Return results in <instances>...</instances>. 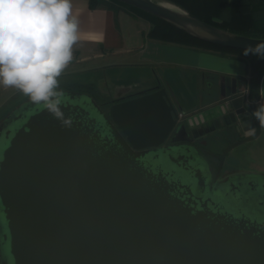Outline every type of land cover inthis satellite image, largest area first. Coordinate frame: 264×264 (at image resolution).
I'll return each mask as SVG.
<instances>
[{"label": "water", "instance_id": "obj_1", "mask_svg": "<svg viewBox=\"0 0 264 264\" xmlns=\"http://www.w3.org/2000/svg\"><path fill=\"white\" fill-rule=\"evenodd\" d=\"M116 1L214 45L245 51L264 42L212 26L168 0ZM221 85L220 101L230 100L231 108L220 102L219 115L229 119L228 133L244 137L215 155L220 165L213 181L193 159L194 138L165 90L115 104L107 114L90 94L64 92L62 109L86 117V132L81 123L62 127L30 100L22 104L0 125V264H264V223L245 228L243 221L235 226L190 209L167 194L174 183L151 181L162 177L156 167L136 169L131 159L147 162L149 149L160 152L157 166L177 158L184 172H170L180 188L203 181L215 184L217 194L229 154L261 134L244 83L222 77ZM249 125L254 135L247 134ZM169 137L173 145L160 149ZM232 175L230 188L245 181ZM256 181L264 190V174Z\"/></svg>", "mask_w": 264, "mask_h": 264}, {"label": "crops", "instance_id": "obj_2", "mask_svg": "<svg viewBox=\"0 0 264 264\" xmlns=\"http://www.w3.org/2000/svg\"><path fill=\"white\" fill-rule=\"evenodd\" d=\"M72 3L80 22L81 38L73 48V61L61 77H87L82 82L62 84V88L92 86L108 99L103 102L111 104L108 111L115 104L165 90L178 111L180 123L187 126L198 143L210 145L213 151L221 153L244 137L243 133L227 132L229 119L221 118L218 110L222 77L237 78L248 89L250 67L245 57L149 39L151 25L138 13L110 0H104L94 9L90 8V0H72ZM261 90H264V75L256 109L264 103ZM226 101L220 103L223 110L231 108H226ZM245 145L244 152L254 146L264 150V127L256 140ZM230 156L239 163L247 154L236 148Z\"/></svg>", "mask_w": 264, "mask_h": 264}, {"label": "clouds", "instance_id": "obj_3", "mask_svg": "<svg viewBox=\"0 0 264 264\" xmlns=\"http://www.w3.org/2000/svg\"><path fill=\"white\" fill-rule=\"evenodd\" d=\"M79 23L72 0H0V87L18 90L65 128L72 117L62 109L59 78L73 61ZM244 54L264 58V42ZM252 116L264 127V103Z\"/></svg>", "mask_w": 264, "mask_h": 264}, {"label": "flooded vegetation", "instance_id": "obj_4", "mask_svg": "<svg viewBox=\"0 0 264 264\" xmlns=\"http://www.w3.org/2000/svg\"><path fill=\"white\" fill-rule=\"evenodd\" d=\"M63 92L72 93V91L68 89H61ZM99 106L104 111V113H108V108L111 106V104L108 103H99ZM67 115H70L72 117L73 123H81L82 126L79 127V129H83L84 127H89V120H87L86 117L79 114V112H76L75 114L71 115L68 114V112H65ZM78 118V119H77ZM13 125H18L19 122L13 123ZM94 127L96 124H92ZM90 134V133H88ZM11 136V135H10ZM92 136V135H91ZM93 138V136L91 137ZM3 141H6L4 139V135L2 137ZM95 141L96 147L101 148L104 145V142L101 140ZM173 143L171 142V138L169 137L161 146L160 149L168 146H172ZM195 148L194 153V160L202 166L204 169L203 174H205V171L207 172L209 170V173H211L212 181L214 180L217 171L219 169L220 165V159H218L215 155H222L224 151L221 153L213 151L210 149V145L207 146L206 144L198 143L197 141L193 140V142L190 144ZM227 148V147H226ZM150 153L148 154V161H140L138 159H135V157H132L131 159L134 160V166L136 169L139 167H142L145 170H148L149 172L155 171L154 169H158L159 172L162 173V177L159 180H162L163 183H160L159 180L154 177L152 178V182L162 184L164 186L172 185L171 183H174V186H168L167 194H169L172 198L179 199L183 202L186 206H188L190 209H194L195 211H202V212H213L215 213V217L217 218L219 216V220H221L224 223H230L231 225H237V221H243L245 228H256L259 229L260 225L264 223L263 216H260L261 213L264 212V190L261 188V186L258 185L257 179L260 173H251V172H237L235 176H233L234 180L238 181L240 179L245 180L244 182H241L239 186L235 185L233 188L229 187L231 178H228L227 176L220 177V183L217 185L218 187L221 186V189H219L218 193L216 194L215 191V184H211L209 187L201 181L200 185H193V186H185L184 188H180L182 186L183 182L181 180H175L172 176V172L175 171H182V167L184 166L183 162L177 160L175 158V162H170L168 159H165L166 164L162 166H157V162H155L153 159L155 155H159L160 152L152 153L149 149ZM144 151V150H140ZM229 156L227 157L224 167L227 164ZM187 165H185L186 167ZM156 167V168H155ZM224 167L222 169V172L224 170ZM187 168V167H186ZM169 169V170H168ZM172 171V172H170ZM154 173V172H153ZM157 173H154L156 175ZM188 174V173H184ZM230 179V180H229ZM253 180V181H252ZM177 181V182H176ZM170 182V183H169ZM166 183V184H165ZM251 183V184H250ZM211 192V194L209 193ZM215 195H218L221 197V200H216ZM256 211V212H255ZM260 215H259V214ZM246 223V224H245ZM249 225V226H248ZM264 232V229H263Z\"/></svg>", "mask_w": 264, "mask_h": 264}, {"label": "trees", "instance_id": "obj_5", "mask_svg": "<svg viewBox=\"0 0 264 264\" xmlns=\"http://www.w3.org/2000/svg\"><path fill=\"white\" fill-rule=\"evenodd\" d=\"M104 0H90V8L101 5ZM111 3L121 5L116 0ZM195 15L200 20L217 28L231 31L248 37L264 38V0H168ZM131 8H134L131 6ZM137 9V8H134ZM138 13L151 20L152 27L147 33L149 39L165 43H173L203 50L219 51L245 57L249 62L250 80L248 99L256 103L260 97L261 80L264 75V58L258 55H245L243 50L226 48L197 39L183 30L157 18L149 13L137 9ZM71 91L90 94L98 103L102 97L91 86L70 87ZM68 89V90H69ZM23 102V100H21ZM17 102V106L21 105ZM103 103V102H102Z\"/></svg>", "mask_w": 264, "mask_h": 264}, {"label": "rangeland", "instance_id": "obj_6", "mask_svg": "<svg viewBox=\"0 0 264 264\" xmlns=\"http://www.w3.org/2000/svg\"><path fill=\"white\" fill-rule=\"evenodd\" d=\"M122 5L124 6V8L131 9L135 13L139 12L137 9L131 8V6H129L127 4H122ZM139 16L142 18V20L144 22L150 24L152 27L151 20L148 17H145L141 14H139ZM84 76L87 77L86 75H84ZM85 77H83L82 75L76 76V77L71 78V79H66V78L60 77L59 78L60 87L62 84L82 82L83 80H86V79H84ZM60 89H64V87L63 88L61 87ZM73 92H75V91H73ZM17 93H21V92H19L18 90L14 89V88L0 87V125L8 117H10L22 104H24L25 102L30 100L27 96H24L21 93L20 95H18L15 98L16 101H13V99L17 95ZM21 99L23 100V102L21 101L22 104L17 106L16 108H13V106H16L17 105L16 103L19 102ZM11 101H13V102H11ZM101 101L106 102V101H108V99H106V97H102ZM7 102H9V103L7 104ZM244 147H246L245 144L237 147V149H241V153H246L247 154L246 158L238 163L234 158H232L230 156V154L232 153L231 152L229 154L227 164L224 167V170L222 172V176H227L230 174H236L237 172H240V171L248 172L244 168H248V169L257 171L259 173H264V150L259 149L256 146H254V147H251V149H249V151L244 152V151H242ZM210 149H211V147H210ZM0 263H1V258H0Z\"/></svg>", "mask_w": 264, "mask_h": 264}, {"label": "built area", "instance_id": "obj_7", "mask_svg": "<svg viewBox=\"0 0 264 264\" xmlns=\"http://www.w3.org/2000/svg\"><path fill=\"white\" fill-rule=\"evenodd\" d=\"M244 95H246L247 97H248V94H249V91H248V89L247 90H245L244 92ZM248 105H250L251 104V102L249 101V99H248ZM225 106H226V108H228V107H230V100H228V101H226V104H225ZM181 117H182V115H180Z\"/></svg>", "mask_w": 264, "mask_h": 264}]
</instances>
